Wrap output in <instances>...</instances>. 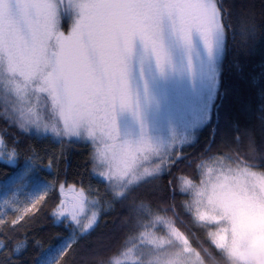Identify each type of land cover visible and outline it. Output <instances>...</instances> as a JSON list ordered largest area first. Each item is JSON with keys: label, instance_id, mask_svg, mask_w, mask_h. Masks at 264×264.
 Instances as JSON below:
<instances>
[{"label": "rangeland", "instance_id": "rangeland-1", "mask_svg": "<svg viewBox=\"0 0 264 264\" xmlns=\"http://www.w3.org/2000/svg\"><path fill=\"white\" fill-rule=\"evenodd\" d=\"M94 3L95 0H0V109L21 118V123L22 117H27L42 127L47 125L46 135L57 142L64 135L87 144L92 160L101 152L106 156L118 154V171L125 176L110 183V189L122 192L121 197L132 208L133 222L146 223L149 228L132 229L124 239L123 250L109 264H204L187 240L184 244L177 241L185 236L172 220L165 216L157 220L159 215L151 214L146 205L135 207L138 201L130 193L145 184H156L176 156L194 147L199 131L209 125L218 91L225 29L212 33L210 48L206 47L200 32L210 27L207 11H186L184 22L191 36L188 44L181 38L175 9L169 15L161 8L159 56L151 45L135 37L130 52L107 58L102 64L98 52L100 24L91 15ZM203 3L207 5L208 0ZM213 3L217 4L215 0ZM219 11L217 6V18ZM131 22L142 24L149 32L156 26L154 19L142 17ZM66 127L75 128L78 136L66 135ZM0 151L5 148L0 146ZM95 167L103 169V165ZM178 178L182 199L176 206L181 205L194 223L205 228L208 237L226 226L225 216L217 210L220 202L214 196L218 186L223 185L232 199L264 209V174L230 158L209 157L198 166V176L192 180L195 187L204 188L198 200L188 188L180 192L183 176ZM6 184L0 194L1 208L30 207L33 198L55 188L29 164ZM46 184L50 185L47 190ZM69 194L65 187L60 198ZM95 210L97 206L89 204L86 213L91 215ZM80 219L83 223L84 217ZM143 231L149 235H141ZM69 233L60 245L69 247L80 236L72 228ZM248 242L246 229L239 234L229 230L228 244L234 250ZM184 248L188 251L184 252ZM219 251L228 264H241V259ZM43 255L46 257L48 252ZM239 256L244 264H264V244L239 250Z\"/></svg>", "mask_w": 264, "mask_h": 264}, {"label": "trees", "instance_id": "trees-1", "mask_svg": "<svg viewBox=\"0 0 264 264\" xmlns=\"http://www.w3.org/2000/svg\"><path fill=\"white\" fill-rule=\"evenodd\" d=\"M215 1L223 15L225 49L210 123L199 131L194 147L188 148L167 173L160 175L156 184H145L130 194L138 201L135 207L143 208L146 205L154 216H165L172 220L176 229L187 239L189 247L200 256L204 264H228L221 252L213 255L219 250L212 246L207 230L194 223L191 215L181 205L176 206L182 199L178 189L173 202L162 203V199L170 191L167 187L169 180L178 176L194 180L198 176V166L209 157H227L264 174V0ZM48 88L50 87L46 89ZM43 92L44 90L41 94L44 95ZM2 127L0 124V130ZM4 135L7 136V133ZM65 137L63 135V140L59 142L65 144L67 172L63 163L48 169L46 153H41L43 159H37L36 164H32L25 160L21 148L14 166H0V184L8 183L25 164L34 166L42 180L55 187L45 196L56 190V181L67 180L71 183L77 173L85 170L91 149L87 144ZM41 139L51 141L49 153L52 150L59 151L57 141L49 136ZM249 139L253 144L249 143ZM26 142L31 143L30 140ZM11 148L9 143L5 151H10ZM97 179L92 177L93 184ZM101 198L105 209L114 207L116 211H108L101 216L99 225H95L85 238L79 236L65 250L66 254L62 255L59 264H109L110 259L123 250V242L129 232L121 227V217H132V208L113 205L106 197H97ZM120 198L125 201L124 197ZM53 203L54 200L50 199L39 213L30 219L25 217L19 221L20 226L14 233L16 241L25 238L28 241L26 249L19 255L22 264H38L43 254L51 251L50 245L59 247L69 236L71 228L52 223L50 212ZM125 203L128 205L126 201ZM17 208L0 207V217L10 219L11 215L16 214ZM8 246L11 248L12 243Z\"/></svg>", "mask_w": 264, "mask_h": 264}, {"label": "snow or ice", "instance_id": "snow-or-ice-1", "mask_svg": "<svg viewBox=\"0 0 264 264\" xmlns=\"http://www.w3.org/2000/svg\"><path fill=\"white\" fill-rule=\"evenodd\" d=\"M161 8L167 10L169 15L175 9L181 24V38L188 44L191 43V36L190 27L184 22L186 11L194 12L198 9H205L207 11L210 27L200 32L206 47L210 48L209 36L212 33L224 31V28H221L223 15L221 13L219 18H217V4L213 3V0H208L207 5L203 3V0H95L91 15L100 24L101 37L98 52L101 63L103 64L107 58L122 57L123 53L130 52L131 42L135 37H139L146 46L151 45L159 56L162 53L158 40V23ZM135 17L154 19L156 26L153 28V31H146L142 24L131 22ZM106 32L107 35L105 34ZM120 45H122V48ZM122 106H126V104H122ZM22 119L23 123H21V118H18L13 113L0 109V124L3 126L2 130H0V146L7 149L9 143L12 145L10 151H0V166L15 164L16 159L19 158V152L23 148L25 160L31 161L32 164L35 165L37 159H43L41 153H46L49 160V164L46 165L48 169L51 170L53 167H58L59 164L63 163L65 165L64 170L67 172L68 157L65 144L58 142L56 145L59 151L52 150L49 153L48 149L51 147V141L41 139V137H47V125H43L42 127L35 120L29 121L27 117H22ZM111 126L114 130V123ZM51 131L55 132L56 129L53 128ZM42 132L45 134H41ZM4 133H7V136ZM33 133H35L34 136L32 135ZM65 134L78 136L75 128L69 130L66 127ZM22 136L23 139L21 138ZM29 140L31 143L26 142ZM248 141L253 144L251 139ZM181 156L182 154L176 156L170 168ZM118 160V154L115 152L108 156L101 152L96 160L89 159L86 161L85 170L77 173L71 183L67 180H58L55 182L56 190L49 195H40L38 198H33L29 202L31 204L30 207L25 206L22 210L17 208L16 214L11 215L8 220L0 217V221H2L0 222V264H22L19 260V255L26 249L28 241L26 238L16 241L14 233L20 226L19 221L24 220L25 217L30 219L33 215L39 213L48 204L50 199L54 200L50 212L53 225L60 224L70 227L74 234H78L84 238L89 234L90 229H93L95 225H99V218L101 216L108 211H116L114 207L112 209H105L103 207V199H97V197H106L112 201L113 205L120 204L121 206L128 207L125 201L120 198L122 192H113L109 186L113 181L124 179L125 174L118 171ZM97 164L103 165V169L98 170L95 167ZM93 176L98 178L95 184L92 182ZM178 179L174 177L168 181L167 187L170 191L162 199V203L174 201V197L177 194ZM182 185L183 188L180 189L181 193L184 188H188L197 200L204 195L203 186L195 187L191 179L183 178ZM48 187L50 185L46 184L45 190ZM65 187L70 194L66 198L61 199V190L65 189ZM136 187H139V185H136ZM6 188L7 184H0V194H3ZM214 196L220 202V207L217 210L225 216L226 226L220 228L219 232L210 233V241L216 249L227 251L234 258L241 259V264H244L243 258L239 256V250H252L260 244H264V209L232 199L229 193L224 190L223 185L217 187ZM90 197L93 199L90 200ZM89 204H92L94 207L99 205L97 210L92 211L91 215L86 213V208ZM201 215L205 216L207 213H201ZM81 216L84 217L83 223L80 219ZM156 219L160 220L162 216H157ZM213 219L218 220L219 217H213ZM121 220V227L127 229L128 232L135 228H143L145 230L149 228V225L146 223L133 222V217L125 216L121 217ZM242 228L246 229L249 242L237 245V250H234L228 244V232L231 230L233 233L239 234ZM141 235L147 237L149 233L148 231H143ZM155 239L153 238V242H155ZM185 240H187L185 237H183V240L177 239V241L183 244ZM10 242L12 243L11 248L8 246ZM66 247H68V244H62L59 247L50 245L51 251L45 250L48 251V255L40 259L38 264H59L62 255L66 254L64 253ZM183 251L187 252L188 249L184 248ZM220 252H215L213 255L216 253L220 254ZM117 264H119V261H117ZM169 264H173V262L169 261Z\"/></svg>", "mask_w": 264, "mask_h": 264}]
</instances>
